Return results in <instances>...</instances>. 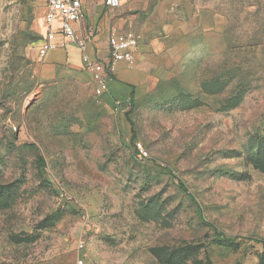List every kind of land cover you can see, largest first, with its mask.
<instances>
[{"label":"rangeland","instance_id":"1","mask_svg":"<svg viewBox=\"0 0 264 264\" xmlns=\"http://www.w3.org/2000/svg\"><path fill=\"white\" fill-rule=\"evenodd\" d=\"M45 2L0 0V264H264V0H172L105 86Z\"/></svg>","mask_w":264,"mask_h":264},{"label":"crops","instance_id":"2","mask_svg":"<svg viewBox=\"0 0 264 264\" xmlns=\"http://www.w3.org/2000/svg\"><path fill=\"white\" fill-rule=\"evenodd\" d=\"M172 0H118L117 7L106 6V0H81L82 18L76 25L78 34L88 39L89 54L92 58L107 61V37L110 31H131L139 36L136 57L139 59L153 48L146 38V29H179L170 23V2ZM145 39V42H144ZM79 68L81 55L77 47L67 44L63 48L49 52L43 58V67L53 71L59 66ZM119 74L124 65L114 66Z\"/></svg>","mask_w":264,"mask_h":264},{"label":"built area","instance_id":"3","mask_svg":"<svg viewBox=\"0 0 264 264\" xmlns=\"http://www.w3.org/2000/svg\"><path fill=\"white\" fill-rule=\"evenodd\" d=\"M106 6L117 7L118 0H106ZM81 18V0H46L42 17L43 34L37 43V55L44 58L49 52L72 44L80 52L81 63L92 80L105 86L115 65L123 64L127 68L133 66L139 47V36L132 30L110 31L107 37V61L96 60L89 54L88 39L81 37L76 29ZM137 148L140 159L147 157L139 144ZM77 248L79 252H83V241H79ZM78 264L82 262L79 261Z\"/></svg>","mask_w":264,"mask_h":264},{"label":"trees","instance_id":"4","mask_svg":"<svg viewBox=\"0 0 264 264\" xmlns=\"http://www.w3.org/2000/svg\"><path fill=\"white\" fill-rule=\"evenodd\" d=\"M109 77H110V78L112 77L111 73L109 74ZM134 100H135V99H134V94H133V91H132V92L129 94V101H130L131 104H133V103H134ZM135 142H136V139H135V138H132V139H131V144L134 146V148H135ZM37 163H38L39 168L42 170V169L44 168V161H43L42 157L38 156ZM181 190H185V189H184V188H181ZM188 199H189L190 201H193V199H192L189 195H188ZM197 211H198V213L200 214L198 208H197Z\"/></svg>","mask_w":264,"mask_h":264}]
</instances>
